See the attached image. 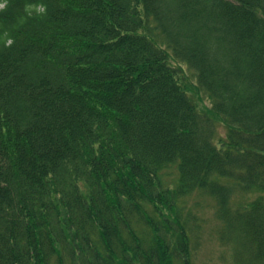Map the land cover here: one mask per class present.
Masks as SVG:
<instances>
[{
	"label": "trees",
	"instance_id": "1",
	"mask_svg": "<svg viewBox=\"0 0 264 264\" xmlns=\"http://www.w3.org/2000/svg\"><path fill=\"white\" fill-rule=\"evenodd\" d=\"M206 208L264 264V0H0V264H194Z\"/></svg>",
	"mask_w": 264,
	"mask_h": 264
},
{
	"label": "rangeland",
	"instance_id": "2",
	"mask_svg": "<svg viewBox=\"0 0 264 264\" xmlns=\"http://www.w3.org/2000/svg\"><path fill=\"white\" fill-rule=\"evenodd\" d=\"M183 69L185 71L186 78H189L190 82H192V85H190L189 82L188 84L191 87L190 90L192 94H194L195 99L198 101V106L202 109H206L208 102L203 97L201 98L196 92L195 87L193 86L194 80L192 78V73L188 71L187 67L185 66L183 67ZM225 135V126L221 123H217V137L224 138ZM216 143H219V141H216ZM170 173L172 174V177H169L171 181L172 178L176 176V172L173 169ZM251 200H253V198L245 199L244 202H248ZM200 214V216L202 217V222L199 240L194 245V264H234L231 248L229 249L228 247H223L217 240L215 230L218 226V223L215 219L213 210L211 208H206L201 211Z\"/></svg>",
	"mask_w": 264,
	"mask_h": 264
}]
</instances>
